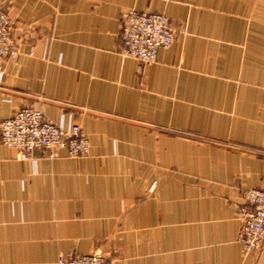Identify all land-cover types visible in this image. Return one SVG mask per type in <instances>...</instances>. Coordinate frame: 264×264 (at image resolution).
<instances>
[{"label":"crops","instance_id":"1","mask_svg":"<svg viewBox=\"0 0 264 264\" xmlns=\"http://www.w3.org/2000/svg\"><path fill=\"white\" fill-rule=\"evenodd\" d=\"M0 2L19 51L0 63V123L34 108L89 142L20 161L0 137V264H264V242L237 241L242 194L264 183V0ZM132 9L175 30L153 64L120 55Z\"/></svg>","mask_w":264,"mask_h":264},{"label":"built area","instance_id":"2","mask_svg":"<svg viewBox=\"0 0 264 264\" xmlns=\"http://www.w3.org/2000/svg\"><path fill=\"white\" fill-rule=\"evenodd\" d=\"M119 38L122 57L148 65L157 61L160 50L170 47L174 34L164 15L132 9L120 18ZM18 54L9 17L0 2V63ZM0 137L3 146L14 150L20 161L33 160L34 150H46L53 158L58 157L61 150L70 158L84 157L89 150L88 139L77 124L69 123L65 127L62 123H53L34 108L19 109L2 121ZM242 200L237 210L240 223L237 241L243 254L249 255L257 252L264 242V183L259 188L243 192ZM56 264L110 263L103 254L96 252L85 256H59Z\"/></svg>","mask_w":264,"mask_h":264},{"label":"rangeland","instance_id":"3","mask_svg":"<svg viewBox=\"0 0 264 264\" xmlns=\"http://www.w3.org/2000/svg\"><path fill=\"white\" fill-rule=\"evenodd\" d=\"M166 17V16H165ZM167 18V17H166ZM168 19V18H167ZM169 21V20H168ZM170 24V23H169ZM171 27V25H170ZM172 31H173V34H174V38H175V30L171 27ZM104 256V255H103ZM105 257V256H104Z\"/></svg>","mask_w":264,"mask_h":264}]
</instances>
